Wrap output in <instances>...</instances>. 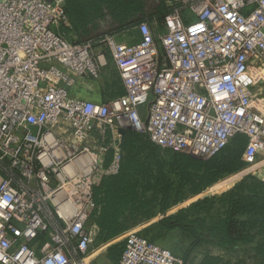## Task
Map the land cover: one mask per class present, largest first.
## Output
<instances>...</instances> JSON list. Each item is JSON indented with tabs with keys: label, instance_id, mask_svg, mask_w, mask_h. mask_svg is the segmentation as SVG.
Listing matches in <instances>:
<instances>
[{
	"label": "built area",
	"instance_id": "built-area-1",
	"mask_svg": "<svg viewBox=\"0 0 264 264\" xmlns=\"http://www.w3.org/2000/svg\"><path fill=\"white\" fill-rule=\"evenodd\" d=\"M161 1L127 43L70 38L65 0H0V264H107L121 237L110 264H185L140 228L98 242L94 187L120 172L128 130L203 159L244 134L243 168L264 155V0ZM108 56L125 93L74 96Z\"/></svg>",
	"mask_w": 264,
	"mask_h": 264
},
{
	"label": "trees",
	"instance_id": "trees-1",
	"mask_svg": "<svg viewBox=\"0 0 264 264\" xmlns=\"http://www.w3.org/2000/svg\"><path fill=\"white\" fill-rule=\"evenodd\" d=\"M64 8L69 25L63 30L68 33L73 29L87 35L99 32L103 22H112L113 31L119 32L136 27L147 17L160 21L170 11L160 4L151 8L148 0H65ZM246 143V136L237 134L218 154L201 159L162 148L146 135L126 131L120 172L105 177L94 187L101 208L93 214L100 229L98 242L122 235L156 212L166 213L185 194L201 193L231 174L245 175L246 168H241L245 165L242 155ZM157 226L161 231L179 229L193 239L182 255L185 264L193 251L205 246L230 252L252 249L259 257V264H264V184L253 176L245 177L221 195L206 197L165 216ZM144 235L159 242L154 236L145 232ZM163 245L177 254L173 246ZM123 248L124 242L114 244L109 256L120 257ZM204 254L199 264H233L221 256Z\"/></svg>",
	"mask_w": 264,
	"mask_h": 264
},
{
	"label": "rangeland",
	"instance_id": "rangeland-1",
	"mask_svg": "<svg viewBox=\"0 0 264 264\" xmlns=\"http://www.w3.org/2000/svg\"><path fill=\"white\" fill-rule=\"evenodd\" d=\"M150 7L152 6V4L154 5V3H159L160 5H163L164 7H166V9L171 10L172 7L168 6L167 3L165 1H161V0H148ZM102 26H104V23H102L101 28H103ZM104 36V35H102ZM257 163V162H256ZM255 163V164H256ZM254 164V165H255ZM253 165V167H254ZM240 176L241 180L243 179V177H249L251 176V174H247V175H242L240 173H236V174H231L225 178H223L224 180H230V182H233L235 184V182L238 181L237 176ZM220 180L218 181V183L216 182V184L214 183L213 185H211L209 188H207L206 190L202 191L201 193H188L185 194V196H183L181 202L177 205H173L172 207H170L168 209V211L166 213H162L165 214V216H170L173 214H176L179 210L184 209V208H188L191 205H193L194 203L206 198V197H212L218 194H222L223 192H226L227 190H229L230 188H233L235 185L233 183H231L232 185H230L229 187H227V184L222 185L221 182H223L224 180ZM221 184V186H219ZM227 187V188H225ZM221 188V189H220ZM157 213V214H156ZM154 213V215L149 218V219H143L142 221L138 222L136 225H134L132 228L136 227V228H140L142 229L143 232H145L147 235H151L154 236L155 238L159 239L158 241L161 244H165V245H171L173 246V249L175 248V252L181 256L183 258V253L187 252L188 249L190 248V246L192 245L193 239H191L187 233L179 230V229H175L172 231H161V229L157 226L158 222L161 220L160 216H159V212ZM131 229V228H130ZM125 235V234H123ZM123 241V237H121L119 239V241H117L116 243H122ZM207 252L208 254H213L215 256H221L222 259L226 262H232L233 264H259V257L255 255L254 250L252 249H248V250H240V251H236V252H230L227 251L225 249H221L215 246H205V247H200L199 249H197L196 251H193L192 254L190 255L189 258V262L188 264H199L203 258V256L205 255L204 253ZM105 255H100L97 258V262H101L104 263L105 259ZM184 259V258H183Z\"/></svg>",
	"mask_w": 264,
	"mask_h": 264
},
{
	"label": "crops",
	"instance_id": "crops-1",
	"mask_svg": "<svg viewBox=\"0 0 264 264\" xmlns=\"http://www.w3.org/2000/svg\"><path fill=\"white\" fill-rule=\"evenodd\" d=\"M154 4L155 5L151 6V8H154L159 3H154ZM163 19H161L160 21H162ZM145 20H149V21L153 22L154 20H158V19H156V18L149 19L147 17V18H145ZM103 23H104V26H103V28L98 29L99 32L93 31L87 35V34H83L81 32H76L73 29H71L68 32V36L70 38L75 39L76 41H81V42H95L102 35H104V36L105 35H116L120 42H127V43L136 42L140 38V34H139L138 30H136L135 27H131L129 25L130 27H126L119 32H114L113 31L114 27L112 26V24H113L112 22L108 21V22H103ZM100 25H102V23ZM124 93H125V88H124L122 79L119 75V72L116 68L114 61L112 60V58L110 56H108V64L103 69V71H102V73L98 79H94L91 77H82L78 80V85L73 90L74 96L81 98V99L91 100V101L99 102V103L105 102V101L109 100L110 98L123 95ZM256 162L257 163L254 165V167H251V168L245 167L246 168V174L251 171V173H250L251 176H253V178L259 180L260 182H262L264 184V155H262V154L259 155ZM235 176L239 177L238 181L235 182V184L233 182H230V180H224L223 179L224 181L221 182L222 185L227 184V187L232 185L231 183L236 185L237 183H239L240 181H242L245 178V177H243V179L241 180L240 176H238V175H235ZM217 183H218V181H217ZM219 186H221V184ZM227 187H225V188H227ZM218 195H221V193ZM127 231L128 230H126L125 232H127ZM115 258L117 260H119L120 257L117 255V256H115ZM116 259H114L111 255L110 260L107 261V264H110V262H112V263L118 262V261H116Z\"/></svg>",
	"mask_w": 264,
	"mask_h": 264
},
{
	"label": "water",
	"instance_id": "water-1",
	"mask_svg": "<svg viewBox=\"0 0 264 264\" xmlns=\"http://www.w3.org/2000/svg\"><path fill=\"white\" fill-rule=\"evenodd\" d=\"M122 132L124 133L125 132V130H122ZM193 157H195V158H200V157H196V156H193ZM202 159V158H201Z\"/></svg>",
	"mask_w": 264,
	"mask_h": 264
}]
</instances>
